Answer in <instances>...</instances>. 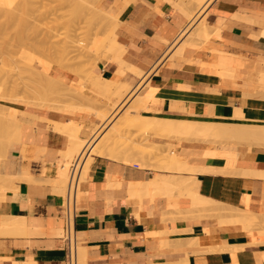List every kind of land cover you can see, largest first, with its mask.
<instances>
[{"label": "crops", "instance_id": "crops-1", "mask_svg": "<svg viewBox=\"0 0 264 264\" xmlns=\"http://www.w3.org/2000/svg\"><path fill=\"white\" fill-rule=\"evenodd\" d=\"M97 5L116 17L114 33L123 50L122 66L100 61L96 75L107 81L119 77L133 88L143 82L140 93L151 98V111L143 115L264 125V0H212L200 11L212 35L198 47L187 46V36L176 43L196 12L190 0H98ZM0 104L23 113L16 115L21 138L10 146L4 164V173L14 179L0 201V264H69L60 213L63 191L52 182L69 140L51 123H78V137L88 139L100 121L61 107ZM220 147L180 143L175 153L186 165L207 170L182 175H191L190 189L200 197L247 211L261 223L264 176L246 172L264 173V149L233 146L230 153L219 152ZM96 157L79 192L76 264L78 253L82 264H264V226L254 227L249 237L240 223L223 221L222 214L193 217L192 202L180 189L168 196L144 192L138 184L154 175L168 177L167 172ZM6 221H19L23 230H2Z\"/></svg>", "mask_w": 264, "mask_h": 264}, {"label": "rangeland", "instance_id": "rangeland-1", "mask_svg": "<svg viewBox=\"0 0 264 264\" xmlns=\"http://www.w3.org/2000/svg\"><path fill=\"white\" fill-rule=\"evenodd\" d=\"M17 1L19 5L16 3ZM21 1L23 2V5ZM85 1L86 0H26V3L25 0H16V2L14 1V3L16 4H14L13 2V4H11L15 6L10 5L11 1H9L10 3L8 1L0 2V96L3 94L4 97V99L0 100L4 102L11 100L20 102L21 99L25 100L27 98L26 101H24L25 103L28 101V99L31 102H33L35 99H38V102L40 103L39 105L43 104L52 107H61L63 109L82 113L96 119L99 115H101L103 111H107L109 109V107L105 106L106 93L101 90H91L90 88L92 86V82H94V76H96L95 71L97 63L103 60H108L107 54L102 50L103 40L110 36L112 32H115L114 27H116L117 22L112 19L100 20V17L96 14L95 16H97L99 19L96 18L94 19V21L100 20V22L98 23V21H92L94 17V11L92 10V8L94 10L99 9L97 5L98 0ZM206 1L207 0H204L200 4V0H190V2L194 4L193 7L196 6V12L190 18V20L192 18L195 20H193L194 22H190V27L186 30L185 34L182 35L183 38L179 39L176 42L177 44H180L185 40L184 36H187V42L192 38V42L190 41V43H194L196 41L195 43H198L199 45H201L208 39L209 36L203 42L199 41L200 43L197 42V40H194V35L197 32L196 30L201 26L198 24L199 21V23H201L200 19L202 16V12L200 11L203 10ZM7 2L11 7L6 4ZM5 5L6 7L4 8ZM31 5V9L27 8V14H24L26 11L25 7H29ZM20 7L23 12L20 11ZM91 12H93V14H91ZM87 13H90V15H88ZM87 16H91L92 19L90 20ZM8 17H10L9 20ZM22 17L25 19V21L21 20ZM198 44L194 46L198 47ZM184 45L185 44H183V46ZM63 75L68 76L70 79L63 80L60 77ZM135 76L141 78L143 75L140 73V75ZM19 79L21 82H23L21 83ZM12 81L19 82V88L16 86L19 91L16 87H12ZM23 83L28 87H24ZM142 85L143 82L140 83L139 87L136 90L133 89L134 85H130L129 90H126L127 92L125 91L122 93V98L120 101L121 103L119 102V105H117L114 110L112 109L108 112L109 117L105 121V126H103V122H100V125H98V127L96 128L94 133L96 136L94 137L90 148H93V146H96L97 144L96 149L101 150L103 145L107 143V140L112 133L119 129H127L125 139L128 140L123 139L121 140V142H118L115 149H112V147H110L109 153L111 155L112 153L116 154L118 157H121L123 154L126 157V155L128 154V152L126 151V145L130 144V142L132 141L133 145H135L139 151V155L137 157L141 162L143 161L142 164L146 162L145 165L141 167H147L155 171L168 172L165 169L160 168L163 167L162 163H164V166L165 163H167L162 160V158L166 157V154L169 151H173V149L176 152L177 147L180 145V143L186 141L179 140L178 138L174 137L175 135L173 136V138L172 135H163L159 134L158 132H156L155 134L152 126L146 125L145 123L143 124V122H132V124L134 123L132 125L131 123L128 124V122L125 121L128 112L131 110V107L134 106L135 102H138L137 100H140V98L144 96V94L140 93L139 90ZM31 86L34 90L30 89ZM33 86H35L36 88ZM23 87L27 90V92ZM11 89L14 90L15 94L11 92ZM15 89L19 93L15 92ZM28 90L31 91V93ZM22 91L23 93H21ZM28 92L29 95H25L28 94ZM12 94L15 96L17 94L18 98L13 96ZM30 94L31 98L29 97ZM67 94H69V96ZM10 97L14 98L11 99ZM23 100H21V102H23ZM30 101L29 103H31ZM36 101L37 100L34 101L35 104H38V102L36 103ZM148 105L149 103L147 104V106ZM2 109H6V111ZM2 109L0 110V130H2L0 132L1 134H5V127L9 125V117L11 121H17L20 124V120L16 118V115H23V113L14 111L10 108L8 113L6 106ZM148 111H151L150 108L148 109ZM140 112L142 114V112H145V110H140ZM70 123L80 125L75 122H69V124ZM228 125L230 127L229 131L231 130L234 132V130L236 131L239 129L240 134L244 132L247 136L250 132V135H252H249V138H253L251 144L241 141L240 146L237 144V142L232 146H235L239 149L248 150L252 149L253 147L264 149V130L261 131L260 129V126H262L263 128L262 124H260V126L258 124L259 129H257V124H234L236 125V128L232 127L233 124H227V127ZM17 130L19 134H21L20 127H18ZM1 134L0 144H2L0 145V175L4 173V164L6 163L9 151L12 148L8 146V148L6 147V150L4 149V144L7 143L6 141L9 142L10 139L6 140L7 135L5 134V137V135ZM163 136H165V139L163 138ZM3 138L6 139L4 140ZM11 141L12 144L18 143L19 137H17L16 140ZM196 141L193 140L194 143H200L211 148L222 146L226 150L229 146L225 140H222V143L215 141L218 144L214 143V141L210 142V144L209 142H207L208 144H206V142L204 141L201 142V140ZM8 144L11 145V143ZM76 156L77 155H74L72 158H70L71 160H69L68 158H64L65 160L63 159L65 161L64 164H66L67 161L69 162H67L66 165L67 179L63 183L64 186H61L63 196H65L68 180V167ZM92 157L94 158L96 156ZM61 164L62 163H60V165ZM136 166L140 167L139 165ZM246 174L264 176V173L246 172ZM83 176L84 173L81 174L78 191V201L80 188L86 181V179H83ZM3 182L4 181L0 183L2 184ZM217 205L222 207L224 212L228 211L227 214L224 213L223 210L221 211V213L220 211H218L219 216L221 214L223 215V221L237 223V220H240V217L236 219L238 216L234 214L238 212L237 209L221 205L219 203H217ZM244 214L247 220L244 221V223L242 220H240L238 223L242 222L243 229L247 232V235L249 237H252V230L254 229V227L258 225L264 226V216H262L261 223H258V219L255 215L247 211H244ZM233 215L237 217L234 218ZM260 237V243H264V233H260ZM79 256L80 253H78V262L80 261L79 264H81L82 261Z\"/></svg>", "mask_w": 264, "mask_h": 264}, {"label": "bare ground", "instance_id": "bare-ground-1", "mask_svg": "<svg viewBox=\"0 0 264 264\" xmlns=\"http://www.w3.org/2000/svg\"><path fill=\"white\" fill-rule=\"evenodd\" d=\"M1 1H11V3H10V5L11 4H13L14 3V1L16 2V0H1ZM0 1V2H1ZM20 1V0H19ZM87 1V0H86ZM85 1V2H86ZM197 1V0H196ZM202 1H204V0H200V4L202 3ZM6 3V4H8L9 5V3ZM13 2V3H12ZM22 2V1H21ZM25 2H26V0H25ZM27 2H29V1H27ZM26 2V3H27ZM31 2V1H30ZM199 2V1H198ZM197 2V3H198ZM212 2V0H207L206 1V3L204 4V8L206 7V6H208L210 3ZM17 4H18V1L16 2ZM16 3H14V4H16ZM32 3V2H31ZM126 3V2H125ZM2 4V3H1ZM91 4V3H90ZM199 4V3H198ZM9 5V6H10ZM19 5V4H18ZM22 5H23V2H22ZM26 5V4H25ZM24 5V6H25ZM30 5V4H29ZM92 5V4H91ZM1 6V5H0ZM11 6H15V5H11ZM10 6V7H11ZM20 6H21V4H20ZM6 7V5L4 6V8ZM31 7H32V5L31 6H27V7H25L26 8V11H25V13L24 14H27L26 12H27V8H29V9H31ZM1 9V8H0ZM20 9H21V7H20ZM33 9V8H32ZM2 10H3V8H2ZM7 10V9H6ZM9 10V9H8ZM34 10V9H33ZM92 10L94 11V14H93V12H91V14H93V16L95 17H93V19L91 18V16L89 17V16H87V17H89V19L91 20L92 19V21H94V19H99L97 16H95V14L96 15H98L99 17H100V20L102 19V20H108V19H112V20H115V21H117L116 20V17L114 16V15H112V14H109V13H107V12H105V11H103V10H101V9H93L92 8ZM20 11H22L23 12V10L21 9ZM111 11V10H110ZM1 12V11H0ZM9 12V11H8ZM7 12V13H8ZM31 12V11H30ZM96 12V13H95ZM4 13V12H3ZM6 13V12H5ZM19 13H21V12H19ZM2 14V13H1ZM16 14V13H15ZM88 14V13H87ZM88 15H90V13L88 14ZM5 18V17H4ZM9 18L10 17H8V20H9ZM20 18V17H19ZM24 18L22 17V21H25V19L23 20ZM13 20V19H12ZM19 20V19H18ZM100 20L98 21V20H96V21H94V22H97L98 21V23L100 22ZM193 20H195V19H192V21ZM21 21V22H22ZM194 22V21H193ZM200 22V21H199ZM198 22V24L199 25H201L200 27H199V29H197L196 31V33H195V39L194 40H197V42H203L205 39H207V37L211 34H209L208 33V31H209V27H208V25H207V23L205 22V18H203L202 20H201V23H199ZM10 24V23H9ZM16 25V24H15ZM19 25H20V22H19ZM22 25V24H21ZM27 25V24H26ZM191 25V24H190ZM190 25L182 32V34L180 35V37L179 38H181L182 37V35L183 34H185V32H186V30L190 27ZM19 27V26H18ZM22 27V26H21ZM115 29H116V27H114ZM22 29V28H21ZM114 29V30H115ZM194 34V33H193ZM212 35V34H211ZM210 35V36H211ZM178 39V38H177ZM179 40V39H178ZM177 40V41H178ZM191 42H192V38H191V40H190ZM196 42V41H195ZM194 42V43H195ZM199 42V43H200ZM190 43V44H187V46L188 45H190V46H192V47H195L194 45H197L198 43ZM199 45V44H198ZM186 46V44L184 45V46H182V48L183 47H185ZM181 49V48H180ZM102 50L107 54V59L108 60H111V61H116L115 62V64L116 63H119V64H121L122 63V61L120 60V56H121V53H122V50L123 49H121V47H120V45L116 42V37H115V33L114 32H112L111 34H110V36H108L105 40H103V43H102ZM175 52V51H174ZM173 52V53H174ZM179 52V51H178ZM178 54V53H177ZM182 54V53H181ZM123 55V54H122ZM122 59V58H121ZM40 61V60H39ZM110 62V61H109ZM38 64V63H37ZM126 65V64H125ZM121 66H122V64H121ZM129 66V65H128ZM123 67H124V65H123ZM20 68V67H19ZM131 68V67H130ZM133 68V67H132ZM18 69V68H17ZM18 71V70H17ZM132 71L133 72H135L133 69H132ZM22 73V72H21ZM136 74H137V76L138 75H140V73L139 72H135ZM23 74V73H22ZM24 75V74H23ZM12 76H14V75H12ZM22 76V75H21ZM115 76V75H114ZM90 77V76H89ZM9 78V77H8ZM12 78V77H11ZM10 78V79H11ZM17 78H19V77H17ZM26 78V77H25ZM119 77H116L115 79H113L112 78V80H109V81H107V80H103L99 75H96V76H94V82H92V86H91V90H101V91H104L105 93H106V105L105 106H107V107H109V109L107 110V111H103L102 113H101V115H99L98 117H97V120L98 121H100V122H103V126H105V121L107 120V118L109 117V115H108V112L110 111V110H114V108H116L117 107V105H119V102L121 101V98H122V93L123 92H125L126 90L128 91L129 90V86L128 85H126L125 83H122L121 82V80L119 81V79H118ZM9 79V80H10ZM14 79H15V77H14ZM13 79V80H14ZM22 79V78H21ZM8 80V81H9ZM26 80V79H25ZM93 80V79H92ZM141 80V79H140ZM17 81H18V79H17ZM17 81H12L13 82V86L12 87H18L19 88V82H17ZM19 81H20V79H19ZM7 82V81H6ZM11 82V83H12ZM21 82V81H20ZM23 82V81H22ZM21 82V83H22ZM38 82V81H37ZM90 82V81H89ZM15 84V85H14ZM24 84V83H23ZM29 84V83H28ZM27 84V85H28ZM140 85V84H139ZM139 85L137 86V87H135V88H133V89H137L138 87H139ZM4 86V85H3ZM90 86V85H89ZM16 87V88H17ZM22 87V86H21ZM24 87H28V86H26V84H24ZM23 87V88H24ZM33 87H35V86H33ZM259 87V86H258ZM17 88V89H18ZM36 88V87H35ZM261 88V87H260ZM264 88V87H263ZM13 89V88H12ZM11 89V90H12ZM29 89V88H28ZM31 90L33 89L32 88V86H31V88H30ZM29 89V90H30ZM259 89V88H258ZM7 90V89H6ZM24 90H26L25 88H24ZM23 90V91H24ZM28 90V91H29ZM34 90V89H33ZM18 91H19V89H18ZM16 89H15V92H18ZM23 91L21 92V93H23ZM126 91V92H127ZM208 91V90H207ZM13 94H15L14 93V90H12L11 91ZM26 92H27V90H26ZM30 93H31V91H29ZM29 92H28V94H25V95H29ZM75 92V91H74ZM19 93V92H18ZM196 93V92H195ZM12 94V95H13ZM72 94H74V93H72ZM23 95V94H22ZM68 96H69V94H67ZM76 95V94H75ZM248 95V94H247ZM5 96V95H4ZM13 96H15V95H13ZM12 97V96H11ZM10 97V98H11ZM15 97H17V94H16V96ZM28 97V96H27ZM30 98H31V94H30V96H29ZM28 97V98H29ZM72 97H73V95H72ZM14 98V97H13ZM13 98H11V99H13ZM18 98V97H17ZM20 98V97H19ZM33 98V97H32ZM0 99H4V97H3V94L0 96ZM5 99H6V97H5ZM16 99V98H15ZM14 99V100H15ZM27 99V98H26ZM26 99L25 100H23V99H21V100H23V102L24 101H26ZM153 99V98H152ZM8 100H9V98H8ZM21 100H20V102H21ZM32 100V99H31ZM34 100V99H33ZM35 100H37L36 101V103L39 101L38 99H35ZM34 100V101H35ZM12 101V100H11ZM29 99H28V103H29ZM31 102L32 104L34 103L35 104V102ZM138 102L136 103L135 102V104H134V106H132L131 107V110L128 112V114H127V116H126V119H125V121L126 122H128V124H132V122H143V124L145 123L146 125H150V126H152V128H153V130L155 131V134H156V132H158L159 134H163V135H172V137L174 136V137H176V138H178L179 140H184V141H186V143H187V141L188 142H190V141H192L193 142V140H201V142L202 141H204V142H206V144H208L207 142H209V144H210V142H212V141H214V143H217V142H215V141H218V142H220V143H222V140H225L226 141V143L229 145L228 147H227V149L225 150L222 146L219 148V152L220 151H230V153H231V151H233L234 150V147L232 146V145H234V144H236V142H237V144L240 146V144H241V141H244L245 143H249V144H251V142H252V140H253V138L251 139V138H249V135H250V132L248 133V136L244 133V132H242L241 134L239 133V129L238 130H234V132L233 131H229V125H228V127H227V124H225V123H220V122H201V121H193V120H184V119H180V120H174V119H169V118H156V117H148V116H146V115H143V114H141V112H140V110L141 111H143V110H145V112H147L148 111V109H149V106H147V104L151 101V98H149L146 94H144V96L142 97V98H140V100H137ZM27 102H25V103H27ZM154 102H155V100H154ZM154 102H152V103H154ZM31 103H29V104H31ZM121 103V102H120ZM40 103L38 102V105H39ZM151 104V103H150ZM41 105H43V104H41ZM121 105V104H120ZM5 106H3L2 104H0V110L2 109V108H4ZM107 109V108H106ZM2 110H5L6 111V109H2ZM7 112L9 113V108L7 107ZM147 110V111H146ZM149 112V111H148ZM2 114V113H1ZM4 114V113H3ZM3 116V115H2ZM2 119H5V118H2ZM235 120V119H234ZM8 122H9V125H7V127H5V130H6V135H7V137H6V135L5 134H3V135H5V137L7 138H5L6 140H9L10 139V141L11 140H16V138L17 137H19V139L21 138V134H19V132H18V127H20V124L17 122V121H11V119H10V117H9V119H8ZM4 123V122H3ZM134 124V123H133ZM132 124V125H133ZM233 124V128L235 127L236 128V125H234V123H231V125ZM51 125L54 127V130L55 131H57V132H60V133H62V134H66L67 136H68V140H69V145H68V148H67V150H66V152L64 151V153H62V155H64V156H60L61 157V159L63 158H68L69 160H71L70 158H72L74 155H81L82 154V156H85L86 157V161H85V164H84V167H83V170L82 171H84V172H82V173H84V176H83V179H85V177H86V175H87V172H88V170H89V166H90V163L93 161V157L92 156H97V157H99V158H106V159H111V160H115V161H122L123 163H127V164H136V165H139L140 166V168H141V166H144L145 165V163H143L142 164V162L139 160V158L137 157L138 155H139V151H138V149H137V147L135 146V145H133V142L131 141L130 142V144H127L126 145V151L128 152V154L126 155V157L122 154V156L121 157H118L116 154H113L112 153V155L109 153V149H110V147H112V149H115V147H116V145H117V143L118 142H121V140H123V139H125L126 138V132H127V129H119V130H116L114 133H112L110 136H109V138H108V140H107V143L106 144H104L103 145V147H102V149L101 150H97L96 149V146H97V144H96V146H93V148H90V145H91V143H92V141L94 140V137L96 136L94 133H95V130H96V128L98 127V126H93L92 128H91V135L89 136V138L88 139H80L79 137H78V134H79V131H80V128H81V125H76V124H56V123H51ZM263 125V124H262ZM259 126H260V124H259ZM259 126H258V124H257V129H259ZM3 127H4V125H3ZM255 127V126H254ZM17 128V129H16ZM238 128H240V127H238ZM227 129H228V132H227ZM256 129V130H257ZM260 129H261V131H263L264 130V125H263V128H262V126H260ZM0 131H2V130H0ZM264 132V131H263ZM89 133V132H88ZM253 133V132H252ZM0 134H1V132H0ZM1 134V135H2ZM90 134V133H89ZM252 135V134H251ZM250 135V136H251ZM65 136V135H64ZM167 136V137H168ZM1 137V136H0ZM129 137V136H128ZM173 137V138H174ZM254 137V136H253ZM163 138L165 139V136H163ZM4 139V138H3ZM2 139V140H3ZM4 139V140H5ZM1 140V139H0ZM125 140H128V139H125ZM175 140H177V139H175ZM8 142V141H6L7 143L6 144H4V149L6 150L7 148H8V146L10 147L11 145H12V141L11 142ZM1 142V141H0ZM197 142V141H196ZM8 143H11V145L10 144H8ZM2 144V143H1ZM0 144V145H1ZM218 144V143H217ZM221 145V144H220ZM7 147V148H6ZM188 147V146H187ZM99 148V147H98ZM3 149V148H2ZM170 149V148H169ZM173 149V148H172ZM4 150V151H5ZM2 152V151H1ZM168 152V151H167ZM4 153V152H3ZM228 153V152H227ZM167 156L166 157H164V158H162V160H164L165 162H167V163H165V166H164V163H162L163 164V167H160V168H163V169H165L166 171H168L167 173V175H168V177H165V178H159L158 176H156V175H154L153 177H152V179L151 180H149V181H145L144 183H139L138 182V184H139V186L140 187H142V189L144 190V192L146 191H149V190H151V189H153L154 191H157V192H159L160 194H170V193H172V192H174V190H177L178 192H180L181 191V193H180V195H184V196H188L187 198H189L190 200H191V202H192V204L190 205V206H192L191 208L193 209V211L191 210L190 212H191V215H192V213L194 214V215H192L193 217H199V219H200V217L201 218H203L204 216H206V215H215V216H218V214H219V212L218 211H220V213H221V211L223 210V208L222 207H220L219 205H217V202H213V201H211V200H208V199H204V198H202V197H200L199 195H198V193L197 192H195V191H193V190H191L190 189V185H191V179H192V177H190V176H184V175H182L183 173H187V174H195V173H197V172H204V171H207L206 169H198V168H193V167H189V166H187L186 165V161L182 158V157H180V156H178L176 153H175V151H174V149H173V151H169L167 154H166ZM96 157V158H97ZM123 158V159H122ZM62 159V160H63ZM65 160V159H64ZM62 161L61 163V165H60V163H59V170H58V178L57 179H55L54 181L52 180V182H53V184L55 183V185L56 186H58V191L61 193V191H62V189H61V186H64L63 185V183L66 181V165H67V162H66V164H64L65 163V161ZM61 161V160H60ZM160 161H161V159H160ZM163 162V161H162ZM69 163V162H68ZM147 164H148V162H147ZM150 165V164H149ZM19 167V166H18ZM68 167V166H67ZM145 168V167H144ZM85 169V170H84ZM211 169V168H210ZM217 169V168H216ZM213 170V169H212ZM222 170V169H221ZM213 171H215L216 172V170H213ZM219 171V170H218ZM19 172V171H18ZM24 172H25V170H24ZM23 172V174H24V177H26L25 175H26V173H24ZM210 172V170L207 172V173H209ZM220 172V171H219ZM214 173V172H213ZM175 174H177V175H175ZM181 174V175H180ZM210 174H212V171L210 172ZM219 175V174H218ZM221 175V174H220ZM1 176V178H0V182H2V181H4L2 184H1V187H0V201L4 198V196H5V193L7 192V190L9 189V186H10V184H11V182L13 181V179H14V177L8 172V171H6L4 174H2V175H0ZM23 177V176H22ZM27 177H28V174H27ZM30 177V176H29ZM17 178H18V176H17ZM16 179V178H15ZM33 179H34V177H33ZM29 180V179H28ZM35 180V179H34ZM33 181V180H32ZM43 181H46V180H44L43 179ZM50 181V180H49ZM51 182V181H50ZM51 182V183H52ZM44 183V182H43ZM48 183V182H47ZM197 183V182H196ZM137 184V185H138ZM54 185V186H55ZM53 186V185H52ZM193 186H194V184H193ZM138 187V186H137ZM53 188H55L56 189V187H53ZM193 188V187H192ZM137 189V188H136ZM178 189H180V191L178 190ZM57 190V189H56ZM140 190V189H139ZM135 191V190H134ZM59 192H58V194H59ZM133 192V191H132ZM143 192V193H144ZM152 192V191H151ZM151 192H149V193H151ZM54 193H55V191H54ZM135 193V195L136 194H138V192H134ZM154 193H156V192H154ZM176 193V192H175ZM175 193H174V195H175ZM169 194H168V196H169ZM179 194V193H178ZM134 195V194H133ZM141 195V194H140ZM153 195V194H152ZM177 195V194H176ZM138 196V195H137ZM171 196V195H170ZM136 197V196H135ZM152 197V196H151ZM154 197V196H153ZM185 197V198H186ZM132 198V197H131ZM143 198V197H142ZM133 199V198H132ZM141 199V198H140ZM177 202V201H176ZM190 208V209H191ZM223 212H224V210H223ZM222 212V213H223ZM227 212L228 211H226V212H224V213H226L227 214ZM237 213V214H236ZM236 213H234L235 215H237V216H234V218H236V219H238L239 217H240V220H242L243 221V223H244V221H246L247 220V218H245V214H244V211H240V210H238V212H236ZM175 215V214H174ZM185 215V214H184ZM191 216V217H192ZM214 216V217H215ZM213 217V216H212ZM9 219H11V218H9ZM24 219V218H23ZM204 219V218H203ZM196 220V219H195ZM235 220V219H234ZM239 219L237 220V223L240 221ZM24 221V220H23ZM22 222V221H21ZM23 223V222H22ZM242 222L240 223L241 225L243 224ZM240 224H238V225H240ZM1 229L2 230H5V231H8V233L10 232V231H22L23 230V226H22V224L19 222V221H17L16 223H14V222H9V221H6V222H3L2 223V225H1ZM13 233V232H12ZM209 233V232H208ZM7 234V233H6ZM200 236V235H199ZM187 240V239H186ZM196 240V239H195ZM198 240V239H197ZM197 240H196V242H197ZM180 241V240H179ZM182 241V240H181ZM181 241H180V243H181ZM193 241V240H192ZM191 241V243L193 244L194 242H192ZM178 242V241H177ZM183 242V241H182ZM188 242V241H187ZM199 242V241H198ZM230 243V242H229ZM188 244V243H187ZM191 244V245H192ZM197 245V244H196ZM231 245V244H230ZM229 245V246H230ZM238 245V244H237ZM193 246V245H192ZM232 246V245H231ZM194 247V246H193ZM198 247V246H197ZM208 248V247H207ZM81 254V253H80ZM80 258H81V256H79ZM77 260H78V256H77ZM80 262V261H79ZM79 262H78V264H79ZM17 264H35V263H33V262H25V263H17ZM82 264V263H81Z\"/></svg>", "mask_w": 264, "mask_h": 264}, {"label": "built area", "instance_id": "built-area-1", "mask_svg": "<svg viewBox=\"0 0 264 264\" xmlns=\"http://www.w3.org/2000/svg\"><path fill=\"white\" fill-rule=\"evenodd\" d=\"M85 161L86 157L81 154L76 156L70 163L68 167V180L65 196L60 207L64 230L63 242L68 255L69 264H76L75 224L79 212L78 191Z\"/></svg>", "mask_w": 264, "mask_h": 264}]
</instances>
